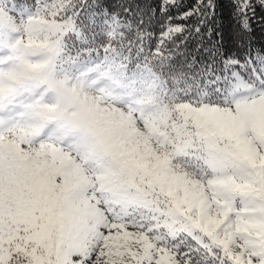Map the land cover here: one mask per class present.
I'll return each instance as SVG.
<instances>
[{"label":"snow or ice","instance_id":"obj_1","mask_svg":"<svg viewBox=\"0 0 264 264\" xmlns=\"http://www.w3.org/2000/svg\"><path fill=\"white\" fill-rule=\"evenodd\" d=\"M254 24L264 0H0V264H264Z\"/></svg>","mask_w":264,"mask_h":264},{"label":"trees","instance_id":"obj_2","mask_svg":"<svg viewBox=\"0 0 264 264\" xmlns=\"http://www.w3.org/2000/svg\"><path fill=\"white\" fill-rule=\"evenodd\" d=\"M222 12H223V16H222V24L220 31L223 34V40L225 46L233 47L232 36L235 30V25L230 18L229 9L227 7H224L222 9ZM254 28H255V32L253 35L254 44L260 45L264 43V32H262L260 27L255 24H254Z\"/></svg>","mask_w":264,"mask_h":264}]
</instances>
